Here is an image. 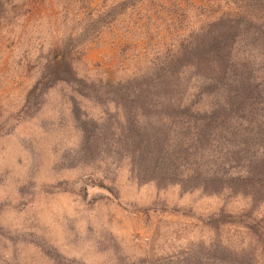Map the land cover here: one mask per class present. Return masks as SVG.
I'll list each match as a JSON object with an SVG mask.
<instances>
[{"label": "rangeland", "instance_id": "obj_1", "mask_svg": "<svg viewBox=\"0 0 264 264\" xmlns=\"http://www.w3.org/2000/svg\"><path fill=\"white\" fill-rule=\"evenodd\" d=\"M73 1L0 0V264H236L210 247L245 240L233 227L243 202L224 209L223 198L190 192L196 181L182 189L183 175L143 170L132 147L105 133L86 147L69 90L43 80L45 59L68 53L86 33ZM160 2L126 12L88 44L80 76L137 70L139 55L155 52L139 32L165 52L210 18H264V0ZM137 22L147 27L138 31Z\"/></svg>", "mask_w": 264, "mask_h": 264}, {"label": "trees", "instance_id": "obj_2", "mask_svg": "<svg viewBox=\"0 0 264 264\" xmlns=\"http://www.w3.org/2000/svg\"><path fill=\"white\" fill-rule=\"evenodd\" d=\"M160 1L104 0L92 8L88 0H74L75 23H87L86 33L74 48L67 46L68 53L62 49L45 59L43 80L69 90L75 129L86 147L105 133L120 147L134 149L139 168L170 179L183 175L187 180L177 185L182 189L196 181L189 191L223 198L224 209L243 202L233 227L247 232L245 240L234 245L218 240L210 250L236 264L263 263L264 18L249 11L210 18L178 34L165 52L161 40L139 32L155 52L140 54L137 70L112 79L100 69L93 81L77 70L88 44L99 41L105 29L126 12L140 14L144 3ZM152 120L159 122L156 128L145 125Z\"/></svg>", "mask_w": 264, "mask_h": 264}]
</instances>
